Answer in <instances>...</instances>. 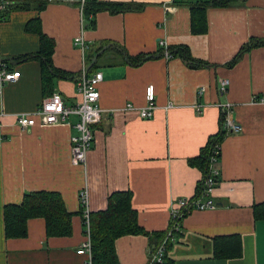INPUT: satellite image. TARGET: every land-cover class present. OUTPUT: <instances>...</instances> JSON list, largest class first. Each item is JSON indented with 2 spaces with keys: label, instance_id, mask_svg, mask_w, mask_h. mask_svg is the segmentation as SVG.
I'll return each instance as SVG.
<instances>
[{
  "label": "crops",
  "instance_id": "1",
  "mask_svg": "<svg viewBox=\"0 0 264 264\" xmlns=\"http://www.w3.org/2000/svg\"><path fill=\"white\" fill-rule=\"evenodd\" d=\"M45 1L39 11L13 10L0 20V72L3 66L20 71L14 81L0 79V264H80L83 257L76 249L87 234L79 194L85 188L91 212L104 209L111 193L131 191L139 225L149 233L165 231L171 203L196 193L202 173L187 161L219 131L220 102L230 103V118L240 130L225 135L220 144L215 206L183 218L180 232L168 240L164 264H264V218L256 219L252 209L264 202V102L251 103L254 95L264 99V47L227 65L250 37L264 38V0L207 8V31L197 34L191 32L189 5L205 0H107L144 6L98 11L94 28L84 26L85 0ZM36 27L55 43L53 68L73 75L49 78L52 93H60L67 105L80 100L76 75L82 70L102 73L98 89L103 110L85 164L71 161L76 116L71 123L38 121L28 128L17 123L16 115L36 111L50 95L42 87L40 59L34 56L40 50ZM77 36L83 49L74 44ZM103 41L115 42L132 56L156 57L131 65L114 48L96 57L93 50ZM161 43L187 45L208 66L191 68L179 57L166 59L158 52ZM221 79L227 80L224 94L218 89ZM149 84L154 85L156 108L151 118H143L139 111L146 105ZM39 190L61 195L74 213L72 234L47 236L44 220L33 218L25 237L6 238L4 206ZM219 237H232L231 244H239L238 255L216 258L214 241ZM153 244L144 234L117 237L120 264H146Z\"/></svg>",
  "mask_w": 264,
  "mask_h": 264
},
{
  "label": "trees",
  "instance_id": "2",
  "mask_svg": "<svg viewBox=\"0 0 264 264\" xmlns=\"http://www.w3.org/2000/svg\"><path fill=\"white\" fill-rule=\"evenodd\" d=\"M246 0H205L190 3V28L192 33H204L207 31L206 9L209 7H227L244 5ZM46 5L45 0H13L8 8L0 11V20L8 17L13 10H30L37 11L43 9ZM144 5L135 3L110 2L107 0H85L81 9L86 28H94V16L98 11L106 10L110 13L123 11L140 10ZM28 29H32L30 22L27 24ZM38 28V27H36ZM40 36V50L36 53L39 57L42 67L43 89L50 90V75L72 77L71 73H66L52 66V53L54 50V41L44 35L40 28L36 29ZM107 43H111L104 47ZM98 44V43H96ZM256 47H264V38L250 37L239 49L238 53L227 63L228 66L234 65L244 53ZM93 50L95 56L99 57L109 48H114L120 54H124L126 60L131 65H139L142 62L156 57L154 53H140L130 55L121 49L115 42H99V47ZM160 55L164 57V47L161 45ZM166 50L171 55L170 58L179 57L191 68L208 66L203 60L196 59L192 56L187 45L178 44L167 46ZM33 55H23L20 59H28ZM90 59V54L88 56ZM77 77L79 76L76 75ZM76 78V77H75ZM222 117H220L219 131L209 137L207 143L200 148L198 155L188 159V164L196 167L202 173V178L198 183L196 194L203 186L204 179L208 173L209 159L212 149L215 145H220L225 137L226 131L222 126ZM132 192L115 191L107 199V205L104 209L96 210L90 213V237L92 245V263L93 264H120L115 248L117 237L126 234H144L150 236L154 242L152 250H156L163 241L165 231H153L149 233L138 223L137 212L131 205ZM254 217L264 218V202L253 205ZM80 213L82 214V208ZM72 212L66 209L61 195L55 191H29L23 194L22 200L18 204H6L3 208L4 234L6 238H21L27 235V224L30 219L42 218L45 224V233L47 236L61 237L72 234ZM232 237H219L214 241V256L216 258H228L237 256L239 253V244H231ZM170 246V241L165 243V250ZM166 262V259H165Z\"/></svg>",
  "mask_w": 264,
  "mask_h": 264
},
{
  "label": "built area",
  "instance_id": "3",
  "mask_svg": "<svg viewBox=\"0 0 264 264\" xmlns=\"http://www.w3.org/2000/svg\"><path fill=\"white\" fill-rule=\"evenodd\" d=\"M13 0H0V11L8 8ZM74 44L80 48L85 47L82 37L77 36L74 39ZM164 47V57L170 59L171 55L166 50V45L161 43ZM20 76V71H9L5 66L0 72V79L4 82H11ZM102 80L101 71H94L88 74L82 70L77 77V90L80 94V100L74 105H67L64 97L58 93L53 92L45 97L38 109L32 113L21 112L17 117V123L22 128L34 126L38 121L42 124H56V123H71V118L76 116L79 120L73 123L74 133L71 139V161L74 164H85L87 151L89 150L93 137L94 126L100 121L102 108L99 105V89L98 84ZM219 92L226 93L227 80L221 79L219 82ZM146 105L143 106L139 114L143 118H151L153 116L155 106V89L153 84H149L145 90ZM263 98H258L255 95L251 98V103H262ZM220 110L222 117V126L226 134L238 132L240 126L230 118V103L220 102ZM169 103L167 107H171ZM130 108V105H127ZM220 145H215L212 149L208 173L204 179L201 191L191 197H178L170 206L169 223L166 229V234L157 248L152 253L146 264H164L165 243L167 240H173L176 233L180 232L182 228L183 218L193 210H208L215 206L213 199V192L217 184V175L219 173L218 161L220 157ZM80 204L82 208V215L86 226V238L82 241L80 246L76 249V253L83 257L80 264L92 263V245L90 238V207L89 196L87 188L80 191Z\"/></svg>",
  "mask_w": 264,
  "mask_h": 264
}]
</instances>
